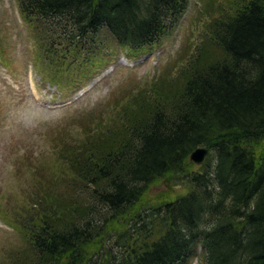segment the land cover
<instances>
[{
  "label": "trees",
  "instance_id": "1",
  "mask_svg": "<svg viewBox=\"0 0 264 264\" xmlns=\"http://www.w3.org/2000/svg\"><path fill=\"white\" fill-rule=\"evenodd\" d=\"M17 2L48 56L79 51L104 28L140 49L174 29L190 4ZM229 4L175 83L130 92L53 148L71 173L70 194L36 192L26 211L2 214L26 244L6 264H189L198 245L201 264H264V0ZM198 147L209 149L200 170L190 159ZM161 180L189 189L146 204Z\"/></svg>",
  "mask_w": 264,
  "mask_h": 264
},
{
  "label": "rangeland",
  "instance_id": "2",
  "mask_svg": "<svg viewBox=\"0 0 264 264\" xmlns=\"http://www.w3.org/2000/svg\"><path fill=\"white\" fill-rule=\"evenodd\" d=\"M233 1L190 0L174 29L140 49L120 45L104 28L93 33L94 39L86 38L79 51L60 49L48 56L38 42L39 30L23 20L17 0H0V58L5 61L0 60V264L17 247H26L2 214L15 218L17 209L26 211L36 192L70 194L71 173L61 170L66 166L53 148L58 151L77 136L86 116H107L123 96L163 80L175 83L197 54L209 21ZM188 189L189 182L161 180L144 201L153 205ZM201 254L198 245L189 264H201Z\"/></svg>",
  "mask_w": 264,
  "mask_h": 264
},
{
  "label": "water",
  "instance_id": "3",
  "mask_svg": "<svg viewBox=\"0 0 264 264\" xmlns=\"http://www.w3.org/2000/svg\"><path fill=\"white\" fill-rule=\"evenodd\" d=\"M209 155V149L206 147H198L190 154V159L196 164H203L206 162Z\"/></svg>",
  "mask_w": 264,
  "mask_h": 264
}]
</instances>
